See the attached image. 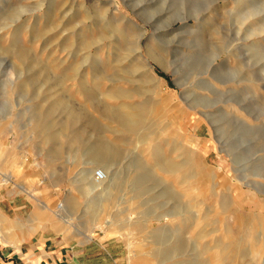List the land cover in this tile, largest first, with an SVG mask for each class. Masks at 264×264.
Listing matches in <instances>:
<instances>
[{"label":"rangeland","instance_id":"374dc122","mask_svg":"<svg viewBox=\"0 0 264 264\" xmlns=\"http://www.w3.org/2000/svg\"><path fill=\"white\" fill-rule=\"evenodd\" d=\"M0 208L89 264H264V0H0Z\"/></svg>","mask_w":264,"mask_h":264},{"label":"crops","instance_id":"0c3cea01","mask_svg":"<svg viewBox=\"0 0 264 264\" xmlns=\"http://www.w3.org/2000/svg\"><path fill=\"white\" fill-rule=\"evenodd\" d=\"M0 218L7 219L3 208ZM4 227L0 223V264H89L90 251L83 243L56 233L37 232L42 227L39 221L33 222L25 233ZM56 230L64 232L68 228L63 225Z\"/></svg>","mask_w":264,"mask_h":264},{"label":"bare ground","instance_id":"6f19581e","mask_svg":"<svg viewBox=\"0 0 264 264\" xmlns=\"http://www.w3.org/2000/svg\"><path fill=\"white\" fill-rule=\"evenodd\" d=\"M102 177L100 179H95L93 176L94 169L89 167L84 175L88 181L87 184V191L96 190L102 196L108 193L110 188L113 186L114 183V175H111L110 171L106 168L101 166Z\"/></svg>","mask_w":264,"mask_h":264},{"label":"built area","instance_id":"2783aa9c","mask_svg":"<svg viewBox=\"0 0 264 264\" xmlns=\"http://www.w3.org/2000/svg\"><path fill=\"white\" fill-rule=\"evenodd\" d=\"M95 179H100L102 177V172L100 169H96L93 173Z\"/></svg>","mask_w":264,"mask_h":264}]
</instances>
